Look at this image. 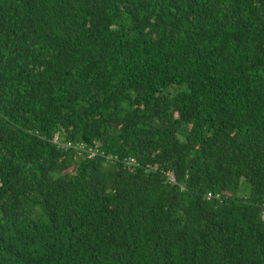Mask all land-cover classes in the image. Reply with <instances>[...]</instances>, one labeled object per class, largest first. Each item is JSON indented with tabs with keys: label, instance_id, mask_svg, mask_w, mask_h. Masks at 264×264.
<instances>
[{
	"label": "trees",
	"instance_id": "1",
	"mask_svg": "<svg viewBox=\"0 0 264 264\" xmlns=\"http://www.w3.org/2000/svg\"><path fill=\"white\" fill-rule=\"evenodd\" d=\"M0 264H264V0H0Z\"/></svg>",
	"mask_w": 264,
	"mask_h": 264
},
{
	"label": "built area",
	"instance_id": "2",
	"mask_svg": "<svg viewBox=\"0 0 264 264\" xmlns=\"http://www.w3.org/2000/svg\"><path fill=\"white\" fill-rule=\"evenodd\" d=\"M169 180L174 182L173 174H170V175H169Z\"/></svg>",
	"mask_w": 264,
	"mask_h": 264
}]
</instances>
